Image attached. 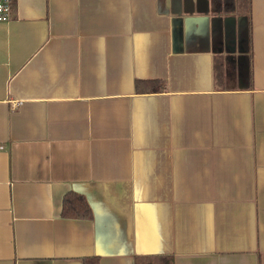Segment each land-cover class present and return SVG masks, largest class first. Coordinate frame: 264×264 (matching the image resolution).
Wrapping results in <instances>:
<instances>
[{"label":"crops","instance_id":"0c3cea01","mask_svg":"<svg viewBox=\"0 0 264 264\" xmlns=\"http://www.w3.org/2000/svg\"><path fill=\"white\" fill-rule=\"evenodd\" d=\"M217 2L14 0L0 22V264H264V0H251V88L217 85L224 19L245 16ZM139 79L166 88L139 93ZM69 191L92 219L62 216Z\"/></svg>","mask_w":264,"mask_h":264},{"label":"trees","instance_id":"16d2710c","mask_svg":"<svg viewBox=\"0 0 264 264\" xmlns=\"http://www.w3.org/2000/svg\"><path fill=\"white\" fill-rule=\"evenodd\" d=\"M217 1L216 8L219 10L224 6L230 9L235 8V3L239 4L238 11L246 16L227 36V54L224 58L217 59L215 64L217 85L219 88H226L231 80H235L245 88H251L254 86L252 2L251 0ZM236 52H238V56H236ZM233 58L236 59L237 64H233ZM165 88L166 81L162 79H139L136 81V90L139 93L159 92L164 91ZM62 216L65 218L92 219L93 210L83 194L69 191L63 199ZM84 264H100V257H86ZM136 264H175V259L171 254L137 255Z\"/></svg>","mask_w":264,"mask_h":264},{"label":"built area","instance_id":"2783aa9c","mask_svg":"<svg viewBox=\"0 0 264 264\" xmlns=\"http://www.w3.org/2000/svg\"><path fill=\"white\" fill-rule=\"evenodd\" d=\"M14 0H0V22L11 19Z\"/></svg>","mask_w":264,"mask_h":264},{"label":"water","instance_id":"95a60500","mask_svg":"<svg viewBox=\"0 0 264 264\" xmlns=\"http://www.w3.org/2000/svg\"><path fill=\"white\" fill-rule=\"evenodd\" d=\"M228 18H231L232 19V21L233 20H235V17L234 16H229V17H226L225 19H224V22H225V24L227 25V27L228 28H225L226 30H227V33H226V38H227V36L229 35V33L233 30V29H235L236 28V24H235V21H234V23L232 24V26L230 25V24H227L228 22H227V19ZM244 19L245 18V16H241V19ZM241 19H239V22L238 23H240L241 22ZM226 40V39H225ZM235 42H236V40H235Z\"/></svg>","mask_w":264,"mask_h":264},{"label":"rangeland","instance_id":"374dc122","mask_svg":"<svg viewBox=\"0 0 264 264\" xmlns=\"http://www.w3.org/2000/svg\"><path fill=\"white\" fill-rule=\"evenodd\" d=\"M222 14H223V15H227L225 11H224ZM225 32H226V29H225V31H224V33H223V37H224V36L226 37V33H225Z\"/></svg>","mask_w":264,"mask_h":264}]
</instances>
